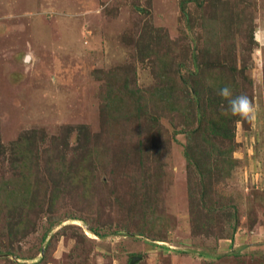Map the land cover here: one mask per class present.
<instances>
[{
    "label": "rangeland",
    "instance_id": "obj_1",
    "mask_svg": "<svg viewBox=\"0 0 264 264\" xmlns=\"http://www.w3.org/2000/svg\"><path fill=\"white\" fill-rule=\"evenodd\" d=\"M0 264H264V0H0Z\"/></svg>",
    "mask_w": 264,
    "mask_h": 264
},
{
    "label": "clouds",
    "instance_id": "obj_2",
    "mask_svg": "<svg viewBox=\"0 0 264 264\" xmlns=\"http://www.w3.org/2000/svg\"><path fill=\"white\" fill-rule=\"evenodd\" d=\"M218 94L228 100V110L233 116H238L249 122L255 119V109L247 95L234 96L232 89L228 86L220 88Z\"/></svg>",
    "mask_w": 264,
    "mask_h": 264
}]
</instances>
